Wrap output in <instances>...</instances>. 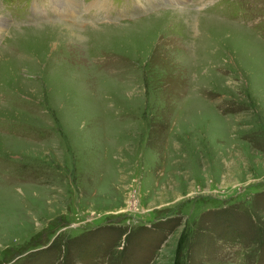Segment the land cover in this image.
Listing matches in <instances>:
<instances>
[{
  "label": "rangeland",
  "instance_id": "1",
  "mask_svg": "<svg viewBox=\"0 0 264 264\" xmlns=\"http://www.w3.org/2000/svg\"><path fill=\"white\" fill-rule=\"evenodd\" d=\"M62 1L0 0V264H264V0Z\"/></svg>",
  "mask_w": 264,
  "mask_h": 264
},
{
  "label": "bare ground",
  "instance_id": "2",
  "mask_svg": "<svg viewBox=\"0 0 264 264\" xmlns=\"http://www.w3.org/2000/svg\"><path fill=\"white\" fill-rule=\"evenodd\" d=\"M71 2V4L73 3L72 1H70ZM70 2H68L67 4H66V0H63L62 1V3H58L57 4V6L58 7H62V11H65V10H68L70 13H74V10H75V7L73 6L74 4H72V6H71V4H70ZM101 3L102 4H104L103 2H100L99 3V6H100V8L101 7H103L104 5H101ZM178 3V2H177ZM94 7V6H93ZM97 7H98V4H97ZM214 21V20H213ZM218 32V31H217Z\"/></svg>",
  "mask_w": 264,
  "mask_h": 264
}]
</instances>
